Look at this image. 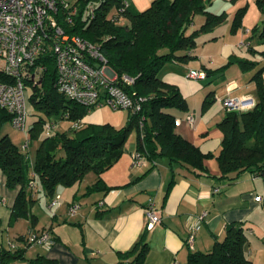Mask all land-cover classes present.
<instances>
[{"label":"trees","instance_id":"16d2710c","mask_svg":"<svg viewBox=\"0 0 264 264\" xmlns=\"http://www.w3.org/2000/svg\"><path fill=\"white\" fill-rule=\"evenodd\" d=\"M57 1L56 17L64 30L96 43L106 64L116 74V83L132 96H147V99L140 104L139 110L134 113L127 111L128 119L120 128L108 123H83L81 119L92 108L83 107L57 91L54 60L51 54H45L41 59L45 67L36 81H26L30 105L39 111L27 132V142L44 133L33 160L9 136L0 134V170L5 174V185L17 188L10 220L30 217L31 190L39 183L50 201L58 186L73 185L88 171H94L98 177L88 189L108 190L109 186L104 184L99 174L121 156L124 141L131 132L135 133V152L151 163L165 158L172 173L181 167L196 176L228 181L235 180L244 172L264 175V63L233 58L241 70H254L251 79L256 80V103L248 110L225 111L217 123L222 131L216 155L220 168L218 176L209 174L203 163L212 153H204L176 131L175 115L169 110H187L188 102L175 84L160 79L157 74L168 61L191 58L187 53L178 55L176 52L190 50L199 36L214 37L215 26L225 21V11L207 10L206 2L210 0H152L141 11L132 9L127 0ZM254 1L264 13V0ZM125 3L127 6L119 11ZM72 6L76 7L75 14L70 13ZM90 6H94L92 17H89ZM244 9L241 6L235 12L230 26L232 30L239 27ZM198 13L203 14V22L193 27ZM251 30L253 36L260 40L258 45H264V19L254 24ZM249 49L264 57V47ZM123 76L132 78V82L122 81ZM209 102L210 98H207L203 105L207 106ZM5 119L10 120V114L0 107V126ZM61 120L70 122L67 129L74 134L59 133L54 131L55 128L49 134L45 132L47 123L57 125ZM73 121H81V124L71 128ZM29 180H33L34 186L28 184ZM173 182L172 177L169 185ZM243 228L241 222L226 225L223 236L215 237L210 250H190L188 264H251L244 254L246 234ZM147 247L143 233L122 256H131L132 264H144ZM20 255L18 250L0 248V264Z\"/></svg>","mask_w":264,"mask_h":264},{"label":"crops","instance_id":"0c3cea01","mask_svg":"<svg viewBox=\"0 0 264 264\" xmlns=\"http://www.w3.org/2000/svg\"><path fill=\"white\" fill-rule=\"evenodd\" d=\"M127 1L132 9L141 11L152 0ZM254 12L252 22L246 23V14L236 30L230 27L233 18H227L215 26L214 37L199 36L190 50L176 52L187 53L191 58L168 61L157 73L160 79L175 84L188 102L187 110L169 111L181 119L175 124L178 133L204 153H212L203 160L209 174L220 175L216 155L222 131L217 123L226 113L217 97L250 95L256 98V80L251 79L254 70H241L234 60L245 58L264 63V57L249 49L264 47L258 45L260 40L251 30L264 18L256 9ZM230 58L234 59L228 64ZM191 69L203 70L205 78H188L186 74ZM230 83L234 87L228 92L226 86ZM207 98L210 102L204 106ZM186 112L194 114V127L184 119ZM127 114V110H113L102 104L90 109L81 120L120 128L127 121ZM61 123L67 121L61 120L57 125ZM135 147L136 143L124 144L121 156L100 172L99 177L109 186L108 190H89L98 175L88 171L75 184L58 186L55 190L58 202L50 206L40 183L36 184L31 190L33 200L29 206V218L33 222L25 217L10 220L17 188L5 185V174L0 170V248L21 253L6 264H132L131 256L124 257L122 253L131 249L143 233L148 242L144 264H172L173 261L188 264L191 249L210 250L215 237L223 236L226 225L237 222L243 223L246 234V258L251 264H264V175L244 172L228 181L196 176L181 167L172 173L163 157L152 163L149 160L134 163ZM172 177L174 182L169 185ZM255 195L262 199L256 201ZM150 198L161 218L148 230L144 209ZM72 202H78L80 207L69 215L67 210ZM202 211L206 212L204 219L189 249L185 243L189 224ZM42 229L51 232L54 239L51 245L25 242L30 230Z\"/></svg>","mask_w":264,"mask_h":264},{"label":"built area","instance_id":"2783aa9c","mask_svg":"<svg viewBox=\"0 0 264 264\" xmlns=\"http://www.w3.org/2000/svg\"><path fill=\"white\" fill-rule=\"evenodd\" d=\"M65 6L67 3L64 4ZM125 3L119 11H123ZM94 6L88 7L89 17L94 14ZM57 0H0V107L10 114V122L16 128L24 131L26 119L30 113L28 85L26 81L35 82L44 69L41 59L45 54H51L54 60L57 91L63 96L73 99L83 107L94 108L99 105L110 106L113 110H127L134 113L145 102L147 96L134 97L116 83V74L106 64L99 46L91 43L77 34L67 33L58 23L56 14ZM71 14L76 13V7L69 8ZM70 21V18H68ZM188 78H205L203 70L191 69ZM124 82L130 84L132 78L123 76ZM233 84L226 86L229 92ZM225 111H244L255 106L256 99L250 95L229 96L220 98ZM186 122L193 126L195 116L190 112L184 114ZM180 118L174 119L179 124ZM141 123V121H140ZM81 121H73L71 128H77ZM56 127L54 122L45 125L49 134ZM194 127V126H193ZM27 140L24 144L26 148ZM134 163L145 161V157L134 152ZM34 186L33 180H29ZM216 188L215 190H218ZM59 195L55 194L49 205L58 202ZM256 201L262 196L255 195ZM78 202H72L68 214L73 215L79 208ZM204 211L194 215L189 224L185 243L192 248L195 232L201 227L205 216ZM145 227L150 230L160 222V214L155 202L150 198L144 209ZM51 232L30 230L25 236L27 244L51 245ZM172 264H179L173 261Z\"/></svg>","mask_w":264,"mask_h":264},{"label":"rangeland","instance_id":"374dc122","mask_svg":"<svg viewBox=\"0 0 264 264\" xmlns=\"http://www.w3.org/2000/svg\"><path fill=\"white\" fill-rule=\"evenodd\" d=\"M244 6V12L242 15V18L244 17V15H246V23H251L252 20L255 17V12L254 9H256V11H259V13L261 14L262 18H264V13L260 12V10L258 9L256 3L254 0H210V2H206V9L211 11V12H220V11H224L228 14L226 15L225 20H227V18L229 20H231L234 15L235 12L238 11L239 7ZM204 16L201 13H198L195 15L194 17V21H193V27H198V25L201 23V21L203 20ZM242 18L240 20L239 23V27L238 29L241 27V21ZM260 22V21H259ZM250 27H252V25H250ZM255 37V35H254ZM257 38V37H255ZM262 78H264V75H262ZM223 96L219 95V97H217V100H219V98H221ZM220 101V100H219ZM220 104V102H218ZM29 104H30V100H29ZM220 108L222 110L223 106H220ZM30 113L27 116L26 119V128L24 131H21L20 129L16 128L15 126H13V124L10 122L9 119H5L2 122V125L0 126V134H6L7 136H9L11 138V140L17 145L18 148L24 150V152H26L27 150L29 151V158L31 160H33L34 158V154H35V150L37 148V144L41 138L42 135H44V133H41L40 137H38L36 140H31L30 142H28L29 144L27 145V149L24 147V144L28 138L27 132L29 130V128L32 126L33 121L36 119V117L39 115V111L35 110L31 105H29V109ZM127 119V118H126ZM66 122V121H65ZM126 121L122 122V124L120 126H122ZM70 122L67 121V123H61L60 126H56L55 130L56 132L61 133L62 131H66L67 133L74 134L73 132H71L70 130L67 129V127L69 126ZM66 127V128H65ZM125 145H129L130 143H133V145H135V133L131 132L128 134V136L126 137L125 141H124Z\"/></svg>","mask_w":264,"mask_h":264}]
</instances>
